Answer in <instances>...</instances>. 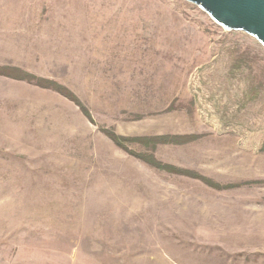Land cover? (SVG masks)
I'll return each instance as SVG.
<instances>
[{"label": "rangeland", "instance_id": "rangeland-1", "mask_svg": "<svg viewBox=\"0 0 264 264\" xmlns=\"http://www.w3.org/2000/svg\"><path fill=\"white\" fill-rule=\"evenodd\" d=\"M0 264H264V48L184 0H0Z\"/></svg>", "mask_w": 264, "mask_h": 264}, {"label": "water", "instance_id": "water-1", "mask_svg": "<svg viewBox=\"0 0 264 264\" xmlns=\"http://www.w3.org/2000/svg\"><path fill=\"white\" fill-rule=\"evenodd\" d=\"M217 25L243 32L264 48V0H184Z\"/></svg>", "mask_w": 264, "mask_h": 264}, {"label": "trees", "instance_id": "trees-1", "mask_svg": "<svg viewBox=\"0 0 264 264\" xmlns=\"http://www.w3.org/2000/svg\"><path fill=\"white\" fill-rule=\"evenodd\" d=\"M57 89H60V88H57ZM57 89H55V91L57 92V93H60V94H62V95H64L65 97H67V98H69V96H67L66 94H64L61 90H57ZM69 99H71V98H69ZM73 101V100H72ZM82 110H83V113H84V115L86 116V117H88L89 118V114L87 113V111L85 110V109H83V108H81ZM111 139H113V141H118L117 140V138L115 137V136H113V135H111ZM153 139H155V141H157V138H153ZM152 139V140H153ZM181 139H184L182 142H186V141H188V137H182ZM148 140H150V139H148ZM171 140H175L174 138H170V137H161V138H159V141H162V143H165V142H167V141H171ZM142 141V140H141ZM152 142V141H151ZM173 143H181V141H179V142H176V141H173ZM155 164H157V163H155ZM158 165V167H156V168H159V169H165V168H167L168 170H169V167L168 166H163V165H160V164H157ZM161 166V167H160ZM173 169V168H172ZM172 172L174 173V174H186V172H182V171H180V170H177V169H173L172 170ZM209 183V182H208ZM211 185V184H210Z\"/></svg>", "mask_w": 264, "mask_h": 264}]
</instances>
